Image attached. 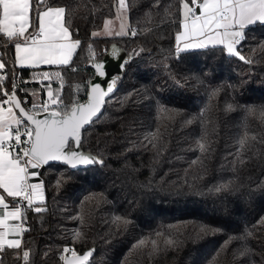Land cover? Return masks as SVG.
Returning a JSON list of instances; mask_svg holds the SVG:
<instances>
[{
	"label": "trees",
	"instance_id": "trees-1",
	"mask_svg": "<svg viewBox=\"0 0 264 264\" xmlns=\"http://www.w3.org/2000/svg\"><path fill=\"white\" fill-rule=\"evenodd\" d=\"M48 2L70 10V30L82 42L71 65L59 68L65 104L85 99L87 89L76 94L75 86L94 76L92 52L100 58L116 42L133 60L115 72V91L83 132L81 149L103 163L41 170L46 199L37 206L45 210L26 209L23 221L28 264H64L68 244L78 252L94 247L88 264H264V25L246 30L242 61L220 47L178 53L179 0H127L137 35L97 38L91 33L115 15L114 0ZM0 57L14 65L3 39ZM15 71L28 95L17 94L30 108L42 86L22 83L33 80L32 69ZM245 135L257 139L242 150ZM76 231L82 239L74 240ZM231 237L245 239L226 247ZM18 253L6 249L0 264H25Z\"/></svg>",
	"mask_w": 264,
	"mask_h": 264
},
{
	"label": "snow or ice",
	"instance_id": "snow-or-ice-1",
	"mask_svg": "<svg viewBox=\"0 0 264 264\" xmlns=\"http://www.w3.org/2000/svg\"><path fill=\"white\" fill-rule=\"evenodd\" d=\"M156 3L159 4V0ZM179 3L181 30L175 37L178 53L220 47L227 55L243 61L246 58L238 49L246 40V30L264 25V0H179ZM113 8L114 19L106 18L102 28L93 31L91 36L122 37L130 34L135 37L136 30L127 23L130 11L127 0H114ZM69 12L65 6H51L48 0H0V39L14 48V65H7L0 57V253L6 249L22 250V257L18 253V258H22L25 264L30 259V250L23 249L22 240L23 233L28 231L23 227L26 209L34 208L36 213L45 210L37 206L45 201L41 170L55 164L75 169L103 163L81 150L83 132L99 119L117 83V77L105 71L103 62H95V52H92L96 81L103 83L89 81L83 87L76 85V94L87 89L86 99L74 98L71 104H65L62 95L65 81L61 71H38L44 67L70 66L80 48L81 40L75 39L70 30ZM117 22L119 30L114 27ZM109 55L121 61V73L133 60L132 55L123 53L115 45ZM17 67L33 70V80L22 83H39L47 99L34 101L31 108L24 106L27 100H21L17 91H23L26 96L28 93L17 83ZM9 79L12 82L10 90L5 87ZM53 82L58 87L53 88ZM261 115L264 116V112ZM157 135L158 132L153 133L149 143ZM256 139L245 135L239 142L240 149H245L249 140ZM152 146L155 147V143ZM199 148L206 151L204 143H199ZM115 223L126 225L128 221L116 217ZM80 239L82 233L76 231L74 240ZM244 239L231 237L226 247L232 240ZM145 243L140 241L134 248ZM151 243L156 250V241ZM165 244H172V241L167 240ZM246 254L247 249L240 253L241 256ZM91 255V251L79 254L74 247L65 246L60 259L64 264H88Z\"/></svg>",
	"mask_w": 264,
	"mask_h": 264
},
{
	"label": "water",
	"instance_id": "water-1",
	"mask_svg": "<svg viewBox=\"0 0 264 264\" xmlns=\"http://www.w3.org/2000/svg\"><path fill=\"white\" fill-rule=\"evenodd\" d=\"M115 45L117 46L118 48H120L123 53H126V54H129L125 48H123L122 46H120L119 44H117L116 42H112L109 44L107 50L105 51V53L100 57V58H96L95 59V62H103L105 64V71L110 75V76H113L114 77V74L116 71H120V63L121 61L118 60V59H113L109 53L112 49V46ZM88 65L91 66L93 69H94V76L89 80V81H96V71H95V68L92 66V60L88 62ZM96 82H101L103 83V81H96ZM111 82V81H109ZM115 89H116V86H115ZM115 91V90H114ZM17 96L19 97V95L17 94ZM20 98V97H19ZM21 99V98H20ZM86 99V97H85ZM83 101V100H82ZM25 107H27L26 105H24ZM28 108V107H27ZM82 150V149H81ZM83 151V150H82ZM85 153H89V152H86V151H83ZM91 154V153H90ZM92 156H94L93 154H91ZM89 167V166H87ZM78 168H83L82 167H78ZM73 169V168H72ZM76 169V168H75ZM40 179H42V177L40 176ZM43 180V179H42ZM45 199H46V196H45ZM91 251L92 252V255L90 256L89 258V261L91 260L93 254H94V247H90V248H87L85 249L84 251L82 252H78L79 254H84V253H87Z\"/></svg>",
	"mask_w": 264,
	"mask_h": 264
},
{
	"label": "built area",
	"instance_id": "built-area-1",
	"mask_svg": "<svg viewBox=\"0 0 264 264\" xmlns=\"http://www.w3.org/2000/svg\"><path fill=\"white\" fill-rule=\"evenodd\" d=\"M106 50H107L106 48H103V51H104V52H105ZM41 70H42V71H56V70H59V69H57V68H44V69H41ZM17 74H18V78H19L21 72L18 71ZM17 83H19V82H17ZM39 85H40V84H39ZM57 85H58V84H57ZM40 86H41V85H40ZM39 99H40V101H38V102H42L43 100H45V99H47V98L44 97V93H43V96L40 97ZM31 106H32V102L29 103V107H30V108H31ZM65 246L74 247L75 250H76V247H75L73 244H68V245H65ZM65 246H63V247L61 248V250H62ZM61 250H60V255H61ZM76 251H77V250H76ZM77 252H78V251H77Z\"/></svg>",
	"mask_w": 264,
	"mask_h": 264
},
{
	"label": "rangeland",
	"instance_id": "rangeland-1",
	"mask_svg": "<svg viewBox=\"0 0 264 264\" xmlns=\"http://www.w3.org/2000/svg\"><path fill=\"white\" fill-rule=\"evenodd\" d=\"M114 16H115V15H114ZM114 16H113V17H108V18L114 19ZM127 23L129 24V19H128V18H127ZM102 26H103V25H102ZM114 27H115L116 30H119V22H117V23L114 25ZM101 28H102V27H101ZM101 28H100V29H101ZM98 30H99V29H98ZM95 31H96V30H95ZM59 71H61V70H59ZM61 74H62V73H61ZM52 87H53V88L58 87L57 83H56V82H53ZM44 97L47 98V97H46V93H44ZM34 101L38 102V101H40V99H39V98H38V99H37V98H36V99H33V100H32V103H33Z\"/></svg>",
	"mask_w": 264,
	"mask_h": 264
},
{
	"label": "crops",
	"instance_id": "crops-1",
	"mask_svg": "<svg viewBox=\"0 0 264 264\" xmlns=\"http://www.w3.org/2000/svg\"><path fill=\"white\" fill-rule=\"evenodd\" d=\"M181 29L179 28V30L177 31V32H179ZM177 34V33H176ZM176 37V36H175ZM75 39H77V38H75ZM175 44H176V47H177V42H176V39H175ZM181 47H183V45L181 44ZM38 71H42V70H38ZM44 92V91H43ZM45 93V92H44ZM9 199V203H10V207L11 206H13L12 204H11V201H10V198H8ZM13 223H21L20 221H13ZM23 227H24V224H23ZM10 238H16V237H10Z\"/></svg>",
	"mask_w": 264,
	"mask_h": 264
}]
</instances>
